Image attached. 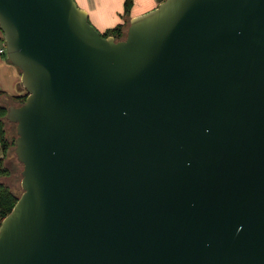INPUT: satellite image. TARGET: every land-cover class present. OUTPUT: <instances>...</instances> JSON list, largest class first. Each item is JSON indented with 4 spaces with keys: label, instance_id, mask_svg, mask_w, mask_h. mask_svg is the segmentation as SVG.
<instances>
[{
    "label": "water",
    "instance_id": "water-1",
    "mask_svg": "<svg viewBox=\"0 0 264 264\" xmlns=\"http://www.w3.org/2000/svg\"><path fill=\"white\" fill-rule=\"evenodd\" d=\"M157 1L116 40L0 0L27 92L0 264H264V0Z\"/></svg>",
    "mask_w": 264,
    "mask_h": 264
},
{
    "label": "crops",
    "instance_id": "crops-1",
    "mask_svg": "<svg viewBox=\"0 0 264 264\" xmlns=\"http://www.w3.org/2000/svg\"><path fill=\"white\" fill-rule=\"evenodd\" d=\"M76 1L81 8L88 12L90 22L94 27L102 33L118 24H124L127 20L126 15H124L125 0ZM138 2L144 7L143 10H136ZM155 6L156 3L154 0H134L130 19L135 15L149 11ZM3 40V32L0 29V46ZM0 91L10 96L23 95L26 93L21 80V71L8 59L7 54H0ZM1 99H3L2 95H0V101ZM0 157H2L1 147Z\"/></svg>",
    "mask_w": 264,
    "mask_h": 264
},
{
    "label": "trees",
    "instance_id": "trees-1",
    "mask_svg": "<svg viewBox=\"0 0 264 264\" xmlns=\"http://www.w3.org/2000/svg\"><path fill=\"white\" fill-rule=\"evenodd\" d=\"M134 5V0H125V12L126 22L124 24H118L113 28L108 29L105 32H101L102 36H114L116 40H121L125 37V28L130 24V13ZM90 21V19H89ZM0 95L3 99L0 101V147L2 150V157H0V225L2 220L12 211L19 196L7 185L2 179L11 176L12 171L9 166L6 165L10 152L12 149L15 151V139L17 137V130L15 134L10 133L8 128L9 123H12L6 119L8 106L15 104L21 105L26 97L27 93L23 95L10 96L0 91ZM15 124V123H14ZM16 154V153H15ZM21 163V162H20ZM22 164V163H21ZM23 165V164H22Z\"/></svg>",
    "mask_w": 264,
    "mask_h": 264
},
{
    "label": "rangeland",
    "instance_id": "rangeland-1",
    "mask_svg": "<svg viewBox=\"0 0 264 264\" xmlns=\"http://www.w3.org/2000/svg\"><path fill=\"white\" fill-rule=\"evenodd\" d=\"M154 2L156 3V6L154 8H156L159 4V2L157 0H154ZM143 6L140 4V2L137 3V11L138 10H143ZM152 8V9H154ZM152 9H150L149 11H151ZM149 11H146L142 14H145ZM139 14V15H142ZM138 16V15H135ZM125 18V17H124ZM129 24L126 26L125 28V37L127 34V30H128ZM124 37V38H125ZM27 93V92H26ZM18 105V104H17ZM8 128L10 130V133L15 134L16 132V124L14 123H9ZM6 165L9 166L11 168L12 174L10 177L8 178H4L2 179L4 181L5 184H7L18 196H20L23 192L22 189V170H23V165L18 161L17 156L15 154L14 149H12V151L10 152V157L8 158Z\"/></svg>",
    "mask_w": 264,
    "mask_h": 264
},
{
    "label": "built area",
    "instance_id": "built-area-1",
    "mask_svg": "<svg viewBox=\"0 0 264 264\" xmlns=\"http://www.w3.org/2000/svg\"><path fill=\"white\" fill-rule=\"evenodd\" d=\"M0 54H7V44L4 40L0 46Z\"/></svg>",
    "mask_w": 264,
    "mask_h": 264
},
{
    "label": "flooded vegetation",
    "instance_id": "flooded-vegetation-1",
    "mask_svg": "<svg viewBox=\"0 0 264 264\" xmlns=\"http://www.w3.org/2000/svg\"><path fill=\"white\" fill-rule=\"evenodd\" d=\"M15 105V104H14Z\"/></svg>",
    "mask_w": 264,
    "mask_h": 264
}]
</instances>
